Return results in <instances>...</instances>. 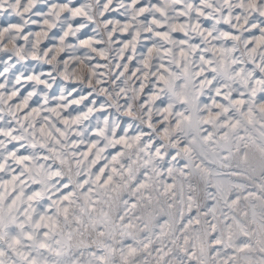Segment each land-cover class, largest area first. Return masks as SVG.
Wrapping results in <instances>:
<instances>
[{"label":"clouds","instance_id":"9594fccd","mask_svg":"<svg viewBox=\"0 0 264 264\" xmlns=\"http://www.w3.org/2000/svg\"><path fill=\"white\" fill-rule=\"evenodd\" d=\"M0 264H264V0H0Z\"/></svg>","mask_w":264,"mask_h":264}]
</instances>
